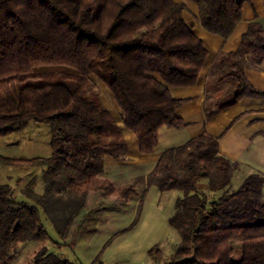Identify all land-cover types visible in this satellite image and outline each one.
Masks as SVG:
<instances>
[{
	"label": "trees",
	"instance_id": "1",
	"mask_svg": "<svg viewBox=\"0 0 264 264\" xmlns=\"http://www.w3.org/2000/svg\"><path fill=\"white\" fill-rule=\"evenodd\" d=\"M190 1L198 6L200 24L224 38L241 19V0ZM184 9L174 0H0V136L30 122L46 123L52 149L48 157L30 159L0 154L1 165L45 168L43 192H35L34 178L24 189L32 203L15 199L0 183V264H18L16 247L26 241L40 246L25 264H76L46 247L51 237L39 207L64 240L71 222L89 209L74 195L92 192L122 202L141 196V203L152 185L182 191L169 218L180 240L165 261L158 245L151 246L156 264H264V174L253 171L233 189L239 164L222 156L206 131L164 150L136 178L142 194L132 182L114 185L102 178L104 157L123 159L128 147L92 76L113 94L139 151L151 153L160 127L184 125L176 114L184 100L170 96L169 86L195 83L207 54L184 21ZM259 65L264 27L252 21L239 47L219 53L210 67L207 117L239 99L264 97L245 75V68ZM203 179L220 192L217 199L202 189Z\"/></svg>",
	"mask_w": 264,
	"mask_h": 264
},
{
	"label": "rangeland",
	"instance_id": "2",
	"mask_svg": "<svg viewBox=\"0 0 264 264\" xmlns=\"http://www.w3.org/2000/svg\"><path fill=\"white\" fill-rule=\"evenodd\" d=\"M53 68L61 70L64 66ZM50 138L48 124L30 122L20 131L0 136V154L21 159L48 157L52 152ZM44 169L0 164V183L10 186L15 199L32 203L24 189L29 180L34 178L35 192L42 193L45 184ZM243 172L237 175L234 173L231 180L233 189L240 185ZM135 180L136 178L124 184L134 183V190L142 194V186ZM207 183V179L202 180V189L209 198L217 199L220 192L211 191ZM180 195V190L160 191L153 185L144 193L141 203H138L141 196L122 202L113 196L105 200L98 193L92 192L90 195H72L80 203L87 202L89 209L81 220L74 219L71 222L70 231L64 240L56 233L51 220L40 206L41 220L51 237L45 245L61 259H69L76 264H156L149 256L148 249L158 245L162 253L161 260L165 261L180 240L179 233L169 223V218L174 213L175 199ZM62 199L65 200L63 203L72 206L77 204L75 200L70 202ZM38 246L40 244L34 241L20 243L16 247L14 262H30Z\"/></svg>",
	"mask_w": 264,
	"mask_h": 264
},
{
	"label": "crops",
	"instance_id": "3",
	"mask_svg": "<svg viewBox=\"0 0 264 264\" xmlns=\"http://www.w3.org/2000/svg\"><path fill=\"white\" fill-rule=\"evenodd\" d=\"M174 1L185 5L182 15L184 21L201 39L207 52L195 83L186 86H169L170 96L184 100L176 110L177 116L184 125L178 129L160 127L154 150L151 153H141L134 133L122 122V112L113 94L100 79L92 76L102 103L120 127L128 147L123 159L104 157L102 178L114 185H121L146 175L164 150L183 145L187 140L204 131L217 139L218 150L222 156L233 162L237 161L240 169L235 175L244 171L241 175L242 179L253 171L264 174V97L239 99L229 106L219 108L211 117H207L204 107L210 67L219 53L232 52L239 47L242 34L250 22L258 21L264 27V0H241V19L231 35L226 38L210 33L200 24L196 3L190 0ZM245 75L254 88L259 91L264 90V66H249L245 68ZM149 188L151 186L146 192Z\"/></svg>",
	"mask_w": 264,
	"mask_h": 264
}]
</instances>
